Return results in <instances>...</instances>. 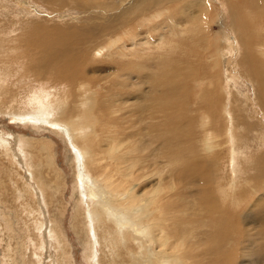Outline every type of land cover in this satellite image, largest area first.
<instances>
[{
  "label": "rangeland",
  "instance_id": "obj_1",
  "mask_svg": "<svg viewBox=\"0 0 264 264\" xmlns=\"http://www.w3.org/2000/svg\"><path fill=\"white\" fill-rule=\"evenodd\" d=\"M140 1L144 10H139L136 18L134 10L137 6L130 13H124L121 12L120 5L122 2L137 4V0H105L100 1L99 4H95L92 0H0V44H4L3 39L5 38L9 40L22 38L19 40L20 42L16 43V54L11 52L15 48L10 46L3 61L0 59V73L4 72L8 76H11V78L7 77L6 82L3 80L2 82V77H0V102L9 100L6 96L3 100L1 99L5 93L8 96L20 94L19 91L23 89L22 83L26 87L33 86L36 93L39 92L40 85L46 87L49 85L47 90L49 95L55 99L59 109L63 112L64 103L61 99H67L69 95L58 83L62 81L66 89L67 87L70 88V85L62 79L63 74H66L65 69L70 73L76 71L82 61L90 58L88 55L90 48L87 46L92 45L101 55L100 58H95L94 60L95 64L92 66L94 70L97 67H103L105 71L112 67L117 72H120V68H122L121 72L126 77L127 84H129L128 81L130 79V84H133L136 80L142 82V80L146 81L145 79L149 78L148 83L142 82L140 86L129 88L128 85L126 87L115 86L114 81L116 79L112 76L108 77V81L98 74L93 77L89 75L91 78L87 80L90 84L88 86L89 89L86 87L89 95L85 97V101H82V104L86 110H91L95 101L101 104L99 113L104 117L100 121L104 127L103 129L96 127L97 134L99 131H102L109 136L111 134L109 133L110 131L113 132L121 129L120 124L112 121L109 112L114 108H119L127 96L131 97L132 103L135 98L140 97L137 93H141L143 96L149 98L150 101L147 104L152 106L157 105V127L152 131L159 135L161 143L164 144L161 152L170 160L173 158L177 159L176 165L171 168L170 176L175 186L178 187V184L186 179V175L182 174V169L187 164L190 165L188 159L191 147L185 138L189 130L187 122L192 113H194L193 118L195 120L199 114L208 117L210 109L207 106L213 101L210 98L213 81H224L223 88L232 86V89L227 92L232 94L231 91H233L235 95H230L231 97L227 98L223 105L226 114L230 115L234 110L235 119H240V121L248 119L247 122L253 124L255 127L253 129L254 132L264 133V123L262 125L254 123L257 121L264 122V112L260 104L256 102L253 87V79L256 77L264 78V73L259 69L257 56L253 55L251 50L253 45L257 44L262 57H264V20L249 22V16L257 18L253 16V8H256L255 6L252 7V3L249 1L242 3V0H228L230 4L227 5L226 0H205L203 4L206 5L207 9L205 17L207 18L208 16V27H203L201 31V35L205 38V46L198 47L195 45L196 37L191 30L185 31L182 35H175V33L181 24H185L184 29H192L198 25L199 16L193 2L202 3V0H185L187 2L192 1L194 6L191 8L187 7V9L184 0V2L177 0ZM21 2L24 3L22 4ZM236 3L240 4L236 6ZM227 6L234 8L233 11H236V16L230 15V9L228 10ZM201 9L204 10L203 7ZM94 14H110L117 18V22L114 23L111 30L112 37L128 32V37L138 39L139 35L140 38H143V34L148 32V36L151 37L150 39L156 42V32H153V28H157L156 25L158 23H162L167 19L171 20L173 24L167 28L169 35L163 38L164 45L161 51L155 50L153 46L151 49L153 48L154 50L152 49L151 52L143 49V46L140 48L130 47V50L135 51L134 59L120 60L114 57L108 58L106 51L109 49L104 40L101 42L96 41V37L102 36L104 31L99 26L100 19H97ZM110 20H113V18ZM62 31H65L67 36L64 40H58V34ZM254 31L260 35L256 40L253 38ZM170 35L178 38L172 40L170 37L168 39L171 41L172 47L166 42ZM191 35L192 39L190 38ZM57 41L58 48L54 50H58V55H54L52 49ZM139 42L143 43V40H139ZM126 44L129 46V43ZM63 45H72L76 50V56L70 57L68 60L66 58L59 59L58 57L64 51ZM117 48H124V41H121L117 45ZM112 49H114V46ZM69 52H71V48H69ZM49 55L52 57L46 62V66L49 65L47 74L45 73L44 76L43 74L38 75L36 68L43 65L46 58H49ZM201 55H204L203 59L199 60ZM179 57H186L188 69L187 72L184 70L183 74L179 78H174V80L177 81L189 74L188 86L181 92V99L179 101L167 104L163 112L159 113V105L166 102L164 97L172 90L164 81H160L159 74L164 73L165 75L173 69L183 70L186 63L180 62ZM118 63L123 64L119 66ZM114 65L119 66V68H116ZM51 67L58 68L54 69ZM14 78L17 79L14 80ZM191 78H194L193 80L196 81L190 84ZM16 80L22 82L19 84L20 87H16L15 90L17 91H7V82H15ZM156 82L157 86H155ZM193 86L195 87V93L192 88ZM14 92L16 93L14 94ZM193 94L202 96L200 100L194 101ZM134 95L135 98H133ZM43 97L45 98V95ZM218 99L217 103H219L220 107L222 96H219ZM232 103L236 106L232 105ZM219 107L212 110L213 115L216 114V117L212 115L211 120L216 121L212 128L215 131H211V133L217 135L221 131L217 127L221 123L217 120ZM40 110L43 111L41 117L37 116L38 114H29L27 116V119L30 118L29 120H36L39 126H36L34 123L23 124V120L20 118L22 113L20 112L14 113L8 111V109L0 110V264H9L11 260L13 264H29V262L35 264H62L63 260L59 263L57 262L60 250L61 259H63L64 250L59 246V243L61 246L62 243L60 241L57 242L53 234L54 229L51 227L54 221L53 218L55 217L61 220L59 237L64 239L69 246V253L71 255L69 264H93V259L98 258V254L101 253L98 246L95 244V254L92 253L91 257H87L84 252L83 241L72 227L75 208L73 198L77 197L83 203H87V209L89 206L88 199L84 197L83 193L85 188L84 183L79 178L78 158L74 149L68 148L67 143L63 141L62 134H57L56 130L47 127V123H44L43 127L40 126L41 120L39 121V119L42 117L48 120L55 119L47 108L41 106ZM147 115L148 112L145 114V117ZM128 116V121L135 123V118L131 115ZM217 122L218 124L215 125ZM145 124L155 125L154 122H150L148 119L143 122V127L146 126ZM195 125L197 123L193 122V127ZM111 126H113V129H109ZM226 129L227 135H225L224 130L225 138L223 146L227 148L231 155L232 169L237 168L243 171L239 166L238 156L251 162L254 158L264 154V143L260 144L259 141L254 143L245 142L238 133L229 130L227 125ZM147 132L148 129L145 127L144 140H146ZM196 137H199V131L195 132V141L197 140ZM44 139L51 140L53 144L52 164L48 165L52 167L55 165L56 169L59 168L65 176V190L61 196L59 195L64 205V212L61 216H58L59 207L56 203L58 198L54 199L55 202L52 208L45 206V199H43L44 192H49L50 194L51 190L46 188L41 191L42 187L40 188V185L37 186L33 172L29 170V160L33 162L34 160L28 155L29 153L25 145ZM144 144L146 150L157 160V151H153L147 147L146 142ZM157 144L160 143L158 142ZM237 147L244 150V152L237 154L235 152ZM44 173L48 179L52 180V172L49 169H45ZM208 173L209 178H212L214 170L209 169ZM242 175L241 179L247 181L254 173L246 174L243 172ZM238 177V175H233L235 180ZM85 178L90 184L92 183L89 178L86 176ZM74 184L77 186L78 192H73ZM21 186L23 190H21ZM37 187L40 188V190L38 188V195L36 194ZM50 187H53L52 183H50ZM193 189L199 192L203 191V188L198 186L193 187ZM205 189L208 190L209 186L207 185ZM27 190H30L28 192L31 195H22V192H27ZM257 194L255 197L256 201H253L251 195L254 194L251 193L242 202V208L244 209L249 206L252 209H256L259 204L263 203L264 194L261 191H258ZM168 206L166 205L165 207L168 208ZM169 208L167 210L171 213V208ZM36 209L39 214L29 217L31 212L36 213ZM139 221H143V219H139ZM252 224H254L253 231L255 233L254 244L242 242L233 244L227 250L233 260V264H264V216L256 220L251 218L244 219L241 225L235 224L231 230H245L248 225ZM179 227L187 231L191 238L198 239L203 243L207 242L208 239L199 238L198 232L206 234L208 238L218 235L222 240L229 231L224 225H214L211 228L195 226L193 229H186L184 226ZM147 229H149L148 223ZM147 232L151 233V237L153 238L151 230L149 229ZM33 233L39 239V245H37V240L34 239ZM128 235L131 237L129 233ZM8 236L11 239L7 241L6 237ZM250 251L252 252V256L246 260L245 255ZM191 255H193V252ZM199 255L201 254L199 253ZM195 261L198 264L209 263L207 259H203V256H197ZM119 264L127 263L122 258Z\"/></svg>",
  "mask_w": 264,
  "mask_h": 264
},
{
  "label": "bare ground",
  "instance_id": "obj_2",
  "mask_svg": "<svg viewBox=\"0 0 264 264\" xmlns=\"http://www.w3.org/2000/svg\"><path fill=\"white\" fill-rule=\"evenodd\" d=\"M92 1L95 4H99L100 1L105 0ZM204 1L205 0H202V3L193 2L195 3V8L200 18V20L198 18V25L192 29H184L185 24H181L175 33V35H182L185 31L191 30L196 37L195 45L198 47L205 46V38L201 35V31L203 27H208V16L207 18L205 17L207 9L206 5L203 4ZM246 1L251 2L252 7L255 6L256 8H253V16L257 18L249 16V22L264 20V0H242V3ZM226 2L228 3V0H226ZM193 3L192 1H185L186 9L187 7H194ZM229 4L230 3L227 5ZM239 4L236 3V6ZM120 6L121 12L124 13H130L131 10L137 6L134 10L135 17L138 16L137 12L139 10H144V8L142 9L140 0H137V4L133 2H122ZM202 7L204 10L201 9ZM227 7L228 10L230 9V15L236 16V11H233L234 8L230 6ZM94 15L97 19H100L99 26L103 28L104 31L102 36L96 37V41L101 42L104 40L109 49L106 51L108 58L114 57L120 60L134 59L135 51L130 50V47L140 48L143 46V49H147V51L151 52L153 49H151V47L153 46L155 50L161 51L164 45L163 38L169 35V30L167 28L171 27L173 24L169 19L167 23H161L159 21L160 23L156 25L157 28H153V32H156V42L150 39L151 37L148 36V32H145L143 38H140L139 35L138 39L143 40V43H140L138 39L128 37V32L122 35L117 34L114 37L111 36L113 25L117 22L115 16L110 14ZM111 18H113V20H110ZM66 36L67 33L62 31L58 34V40H64ZM259 36L257 32H253L254 40ZM170 37L172 40L178 38H175L173 35L167 38L166 42L172 47L171 41L168 40ZM190 38L192 39V35ZM21 39L22 38H17L15 40L3 39L4 44H0V59L2 61L10 46L15 48V50L11 52L16 54V43ZM121 41H124V48L122 49L117 48V45H119ZM126 43H129V46ZM63 46L64 51L63 54L58 57L59 59L66 58L68 60V58L76 56V50L72 45ZM113 46L114 49H112ZM87 47L90 48L88 51L90 58L82 61L76 71L70 73L65 69L66 74H63L62 79L70 85V88L67 87L66 89L62 81L58 83L65 89L64 91L67 92V95H69L67 99H61L59 97L64 103L63 112L59 109L55 99L49 95L47 91L49 85L47 87L40 85V90L36 93L33 86L26 87L24 83L18 80L13 82L17 78H14L12 82H7L6 87L7 91L15 90L16 87L22 83L23 89L19 91L20 94H15L16 92H14L15 95L8 96L7 93H5L1 99L3 100L6 96L9 100L0 102V110L8 109V111L14 113L20 112L22 113L20 118L23 120V124L34 123L36 126H39L36 120H29L30 118L27 119V116L29 114H38L37 116L41 117L43 111L40 110V107L47 108L55 119L48 120L42 117L39 119V121L41 120L40 126L43 127L44 123H47V127L56 130L57 134H62V139L67 143L69 146L68 148L71 147L74 149L79 161V178L84 183L85 188L83 193L84 197L88 199L89 206L87 209V203H83L81 200L77 199V197L73 198L75 201V208L72 227L83 241V248L86 256L89 257L92 253L95 254L94 246L96 244L101 253L98 254V258H94L95 260L93 259V264H119L122 258L127 264H198L195 261L197 256H203V259H207L209 262L208 264H233V260L227 250L233 244L242 242L254 244L255 233L253 231L254 224L248 225L245 230L232 231L231 229L235 224L241 225L244 219L251 218L256 220L264 216V202L259 204L256 209H252L249 206L244 209L242 208V202H244L251 193L254 194L251 195L253 201H256L255 197L258 195V191L264 194V154L254 158L251 162L238 156V163L243 171L237 168L232 169L231 155L227 148L223 146V140L225 138L224 130L225 135H227V125L229 130L238 133L245 142L254 143L259 141L260 144L264 143V133L254 132L253 129H255V127L253 124L247 122L248 119L242 118L243 120L241 121L240 119H235L234 110L230 115L226 114L223 105L226 99L234 94L233 91H231L232 94L227 92L232 89V86L223 88L224 81H213L210 90V98L213 101L207 106L211 111H209V114L206 112L208 117L199 114L195 120L193 118L194 113L189 116L190 119L187 122L189 130L185 138L191 147L189 152L190 157L188 159L190 165L187 164L182 169V174L186 175V179L182 183H179L177 187L170 176L171 168L176 165L177 159L173 158L170 160L161 152L164 144L161 143L159 135L152 131L157 127V105L152 106L147 104L150 101L149 98L143 96L141 93H137L140 97L135 98L134 95L133 98L135 99L132 103L131 97L127 96L122 101L119 108H114L109 112L112 121L120 124L121 129L113 132L110 131L109 133L111 134L109 136L102 131H99L97 134L95 130L96 127H98V129H103L104 127L103 123L100 121L104 117L99 113L101 104L95 101L91 110H86L82 104V101H85V97L89 95V91H87L90 85L87 80L91 79L89 75L93 77L98 74L107 80L108 77L112 76L116 79V81H114L115 86L126 87L128 85L129 88L132 86H140L142 82L148 83L149 78H146V81L142 80V82L136 80L133 84H130V79L128 81L129 84H127L126 77H124L121 72L122 68H120V72H117V70L112 67L105 71L103 67H97L94 70L92 68L95 64L94 60L95 58H100L101 55L92 45ZM57 48L58 41L54 44V48L52 49L54 55H58V50H54ZM69 48H71V52H69ZM251 50L252 54L257 56L259 69L264 73V57H262L258 45L254 44ZM203 56L204 55H201L199 60L203 59ZM51 57L52 56L49 55L45 63L36 68L38 75L43 74L44 76L45 73L47 74L49 65L46 66V62ZM179 61L186 63L183 70L179 71V69H173L165 75L164 73L159 74L160 81H164L166 85L172 88L171 92L164 97L166 102L159 105V113L163 112L167 104L173 101H179L181 99V92L188 86L189 74L185 75L182 79L177 81L174 80V78H179L184 70L187 72L188 69V60H186V57H179ZM121 64L123 63H118L119 66ZM119 66L115 67L119 68ZM51 68L57 69L58 67ZM0 77H2L1 81L3 80L4 82H6L5 80L7 77L11 78V76H8V74L4 72L0 73ZM129 78L131 77L129 76ZM193 79L194 78L190 79V84L196 81ZM155 86H157V82ZM253 87L256 102L260 104L264 112V78H254ZM192 88L195 93V87L193 86ZM43 95H45V98ZM201 96L193 94L192 97H194V101H198ZM219 96H222L220 107L219 103H217ZM232 105L236 106L234 103H232ZM218 107L217 120L221 123L217 127L219 128L218 130L221 131L220 134L217 135L211 133V131H215L212 128L214 127V122H216L211 120L213 115L212 110L218 109ZM147 112L148 115L145 117ZM128 115L135 118V123L128 121ZM146 119L150 122H154L155 125L145 124L148 132L146 140H144L143 135L145 134V127H143V122ZM193 122L197 123L195 127H193ZM218 122L215 125H217ZM254 123L262 125L264 122L257 121ZM109 129H113V126L109 127ZM196 131H199V137H196L197 140L195 141ZM145 142L147 147L153 151H157V160L146 150L144 146ZM158 142L160 144H157ZM52 145L51 140L44 139L25 145V148L28 150V155L34 160V162L29 160V170L33 172V177L37 186L40 185V188L42 187L41 191L46 188L51 190L50 194L49 192H44L43 199H45V206L52 208L55 202L54 199L58 198L56 202L59 207L58 216H61L64 212V205L59 195L61 196L65 190L66 182L64 179L65 176L59 168L56 169L55 165L54 167L48 165L52 164ZM235 152L240 154L244 152V150L237 147ZM11 166L13 167L12 164ZM45 169H49L52 172V180L46 177L44 173ZM209 169L214 170L212 178H209ZM243 172L246 174L254 173V175L247 181L242 180ZM233 175H238V179L235 180ZM85 176L91 180V184ZM50 183L53 184V187H50ZM207 185L209 186L208 190L205 189ZM195 186L203 188V191L199 192L193 189ZM38 188L39 187H37L36 191L37 195L39 192ZM21 190H23L22 186ZM28 191L30 190L22 192V195H31ZM76 191L78 192L77 186L74 184L73 192ZM172 204H174L173 207H171ZM166 205H169L168 208H171V213L167 210L168 208L165 207ZM31 214L29 217L39 213H37L36 209V213L31 212ZM139 219H143V221H139ZM53 220L51 226L54 229L53 234L57 242L60 241L62 243V246L60 243L59 246L64 250L63 259H61L60 250V256L58 257L57 255L58 258L56 257L57 262L59 263L63 260V263L69 264L71 261L69 246L64 239L59 237L61 220H59L58 217L53 218ZM147 223L153 234V238L151 237V233L147 232L149 231V229H147ZM214 225H224L229 231L222 240L218 235H213L208 238L206 234L198 232L199 238L208 239L205 243L198 239L191 238L187 231L179 227L184 226L186 229H193L195 226L211 228ZM54 231L56 232L54 233ZM128 233L131 237H129ZM10 239V236L6 237L7 241ZM34 239L37 240V245H39V239H37L35 234ZM192 252L193 255H191ZM199 253L201 255H199ZM251 256L252 252H247L245 259L248 260ZM36 258L38 257L36 256ZM9 264H13L12 260ZM29 264L35 263L29 262Z\"/></svg>",
  "mask_w": 264,
  "mask_h": 264
},
{
  "label": "crops",
  "instance_id": "obj_3",
  "mask_svg": "<svg viewBox=\"0 0 264 264\" xmlns=\"http://www.w3.org/2000/svg\"><path fill=\"white\" fill-rule=\"evenodd\" d=\"M168 22V19L166 21H164V23H167Z\"/></svg>",
  "mask_w": 264,
  "mask_h": 264
}]
</instances>
